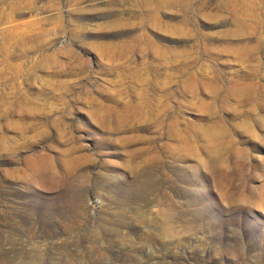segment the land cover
I'll return each instance as SVG.
<instances>
[{
    "label": "rangeland",
    "instance_id": "rangeland-1",
    "mask_svg": "<svg viewBox=\"0 0 264 264\" xmlns=\"http://www.w3.org/2000/svg\"><path fill=\"white\" fill-rule=\"evenodd\" d=\"M0 264H264V0H0Z\"/></svg>",
    "mask_w": 264,
    "mask_h": 264
},
{
    "label": "bare ground",
    "instance_id": "bare-ground-1",
    "mask_svg": "<svg viewBox=\"0 0 264 264\" xmlns=\"http://www.w3.org/2000/svg\"><path fill=\"white\" fill-rule=\"evenodd\" d=\"M30 41V40H29Z\"/></svg>",
    "mask_w": 264,
    "mask_h": 264
}]
</instances>
